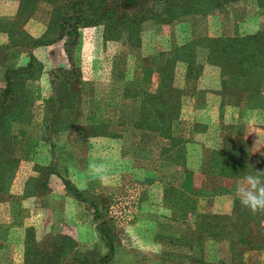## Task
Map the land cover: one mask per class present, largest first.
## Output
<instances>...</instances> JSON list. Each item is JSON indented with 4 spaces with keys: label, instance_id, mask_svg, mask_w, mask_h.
<instances>
[{
    "label": "rangeland",
    "instance_id": "rangeland-1",
    "mask_svg": "<svg viewBox=\"0 0 264 264\" xmlns=\"http://www.w3.org/2000/svg\"><path fill=\"white\" fill-rule=\"evenodd\" d=\"M209 2L196 6L191 0H154L126 10L112 4L105 20L77 27L71 49L77 71L69 87L78 81V116L72 123L65 116L70 114L66 104L54 106L51 96L74 99L73 94L60 86L62 79L54 85L50 81L51 70L70 67L65 37L53 40L67 0H0V92L6 69L23 67L29 56L38 67L31 77L22 73L13 78L15 87L30 93L31 115L11 127V149L18 163L8 190L0 196V264H58L45 257L54 259L63 237L69 239L62 242L63 264H74L79 254L90 260L103 256L107 248L97 231L101 221L115 234L108 264H196L194 257L230 260L227 241L197 229L204 217L191 220L195 202L183 185L191 183V166L201 168L200 179L216 172L208 168L209 154L223 146L227 154L233 148L246 149L249 156L244 160L263 167L264 107H247L245 94L231 88L221 98L219 69L207 63L205 50L196 46L192 63L175 61L173 66L171 85L179 95L170 112L169 137L134 127L141 106L135 92L156 91V68L175 47L202 36L235 37L264 30V4ZM43 37L51 42L32 44ZM204 73L214 82L205 83ZM215 83L217 89L204 87ZM38 167L54 168L44 192L36 187ZM62 178L84 199L66 191ZM219 182L232 189V215L214 219L210 226L248 233L246 243L234 247L235 256L242 264H264V211L254 214L259 225L250 224L243 212L252 213L238 198L232 207L244 178ZM90 201L96 205L95 217Z\"/></svg>",
    "mask_w": 264,
    "mask_h": 264
},
{
    "label": "trees",
    "instance_id": "trees-1",
    "mask_svg": "<svg viewBox=\"0 0 264 264\" xmlns=\"http://www.w3.org/2000/svg\"><path fill=\"white\" fill-rule=\"evenodd\" d=\"M144 1L154 0H67L66 10L62 11L64 15L56 20V30L54 32L53 40H59L65 37L63 42V49L67 55V60L70 64L68 69L55 68L51 70V83L56 84L58 79H62L63 83L60 85L63 89L68 90L74 96L64 99L63 97L51 96L52 104L54 106L65 105L66 110L70 111L68 119L70 122L76 121L78 112L75 107V95L77 94L76 84L78 81H74V88L69 87L71 79L75 76L77 69L73 65L71 56L72 46L76 43L78 36L77 27L92 25L99 23L107 18L109 10L113 9L112 4H116L123 9H130ZM208 3L211 0H207ZM226 1V0H222ZM260 4H264V0H256ZM203 6L205 0H191V5ZM88 12L86 16L83 13ZM130 20V19H129ZM118 22H115L117 24ZM52 40V41H53ZM51 39L41 38L40 40L32 41V44L49 43ZM196 46H200L205 50L204 59L207 63L215 65L219 69L220 79V96L225 99L228 88L235 89L239 94H245L246 106L249 108H263L264 107V30H259L251 34L242 36H226V37H197L193 38L185 44L177 46L173 49V53L166 57L164 62L157 66L159 73V80L157 81L156 91L154 93H148L144 91H136L134 96L141 97V106L138 112L137 122L134 127L145 130H157L159 135L165 133L170 135V121L173 118L170 112L173 107L178 104L179 90L173 88L171 85L173 66L175 61H184L192 63L196 55ZM38 67L33 63V57L29 56L27 63L20 68L5 70L4 72V85L0 92V196L5 193L13 178L15 169L17 167L18 158L12 153V123L26 121L30 119V111L28 109L30 94L27 90L21 91L15 87L13 78L21 74L25 78L32 76V71H37ZM10 71V74H7ZM23 73V74H22ZM237 93V94H238ZM236 94V95H237ZM71 98V99H70ZM238 98V96H237ZM63 99V100H62ZM62 100V102H60ZM67 101V102H66ZM66 102V103H65ZM69 124H67V127ZM70 127V126H69ZM168 133V134H167ZM241 152V154H240ZM230 154L224 153V146L219 150H214L209 154L208 168L215 169L216 172L206 174V178L203 184L197 188L190 190L194 194H230L232 189L225 186L222 182H219L220 178H228L230 180L245 178L248 174H264V166H254L252 163L249 165L246 160V149L237 150L235 148L229 151ZM264 160V155L261 157ZM249 165V166H248ZM40 178L36 187H39L42 192L46 189V181L48 175L54 172V168L38 167ZM62 184L66 191H68L73 197L83 200V195L80 190L71 185L66 179H61ZM186 186V185H185ZM183 185V188L186 189ZM207 186V187H206ZM206 187V188H205ZM205 188V189H203ZM207 190V191H204ZM237 198L233 197L234 202ZM91 208L94 211L93 217L96 216V205L93 202H89ZM198 216H203L204 221L202 226L197 225L198 230H205L207 235L217 241H227L230 260L223 261L218 259L215 261H207L203 257H194L193 262L196 264H242L241 258L235 256L236 245L245 244L246 239L244 235L248 233L238 232L236 230H225L224 228H215L210 226V221L214 219H228L232 215L227 213L224 215L212 214V213H196ZM247 220L252 225H259L260 220L256 215L247 214L243 212ZM249 215V216H248ZM96 219V218H95ZM199 221V220H198ZM102 225H105L103 227ZM110 227V226H109ZM105 221H101L97 225V231L104 238V244L106 253L98 258L89 259L86 254H79L74 256V264H108L114 252V240L112 236H115L113 232H110ZM30 229H27L29 233ZM62 242L69 243V239L63 237L60 241L59 247L56 248L54 253V259L51 257H45L46 261H52L54 263H62ZM249 248H254L252 244H249ZM240 254V253H239ZM238 254V255H239ZM61 259V260H60ZM238 261V262H236Z\"/></svg>",
    "mask_w": 264,
    "mask_h": 264
},
{
    "label": "crops",
    "instance_id": "crops-1",
    "mask_svg": "<svg viewBox=\"0 0 264 264\" xmlns=\"http://www.w3.org/2000/svg\"><path fill=\"white\" fill-rule=\"evenodd\" d=\"M203 78L204 81L205 80H209L210 83L214 82L213 79H207V75L204 73L203 74ZM200 82H202V79H199ZM205 83H207V81H205ZM197 85V84H196ZM202 87V86H200ZM198 86V88H200ZM204 87H212L213 89H217L216 87V83L214 84H206V86ZM197 88V86H196ZM201 169V168H200ZM200 169L199 167H194L191 166V183H187V187H186V191L184 190L183 192H185V194H187L188 197H191L192 199H194L195 205L193 204V206L191 207V220H193V217H197L196 213H199L201 210L198 207V205L204 206V208L206 209V211L208 213H212V214H226L229 213V211L231 210V198L229 197L228 194H215V195H208V194H194L192 192H188L187 190H189L191 188V190L193 189H197L199 188L204 182V174H203V179L198 178L199 175L198 173H200ZM190 171V170H188ZM206 175V174H205ZM197 179V180H195ZM203 208V210H204ZM189 215V214H188ZM146 221V220H145ZM194 226H191V228Z\"/></svg>",
    "mask_w": 264,
    "mask_h": 264
},
{
    "label": "clouds",
    "instance_id": "clouds-1",
    "mask_svg": "<svg viewBox=\"0 0 264 264\" xmlns=\"http://www.w3.org/2000/svg\"><path fill=\"white\" fill-rule=\"evenodd\" d=\"M236 198L242 207L249 210L253 215L264 211V174H248L244 183L235 189Z\"/></svg>",
    "mask_w": 264,
    "mask_h": 264
}]
</instances>
